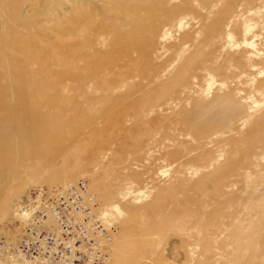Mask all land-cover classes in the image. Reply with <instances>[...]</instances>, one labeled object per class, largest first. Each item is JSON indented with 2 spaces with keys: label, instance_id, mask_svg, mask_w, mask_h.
<instances>
[{
  "label": "rangeland",
  "instance_id": "rangeland-1",
  "mask_svg": "<svg viewBox=\"0 0 264 264\" xmlns=\"http://www.w3.org/2000/svg\"><path fill=\"white\" fill-rule=\"evenodd\" d=\"M19 1L20 15L37 12L41 24L51 25L44 14L50 0H0V8L4 2ZM131 1L143 5L140 27L123 14L120 0H57L55 20L69 23L76 13L93 9L91 17L100 26L113 22L134 31L133 39L142 49L134 58L145 56L151 74L115 86L119 93L131 86L141 89L127 97L129 102L141 99L144 90L178 81L177 86L142 111L148 133L140 146L122 155L121 135L96 157L92 152L90 166L73 177L75 156L91 153L90 147L82 152L92 134L93 125H87L82 135L71 134L68 147L56 151L50 162L36 156L17 160L7 176L0 177V239L21 240L60 190L84 179L101 212L112 203L126 211V216L111 219L116 230L111 264H264V0ZM2 11L0 33L8 25ZM74 34L65 40L83 44L89 55L115 49L108 33L89 31L86 24ZM246 39L253 45L248 46ZM122 67H110L109 75L125 74ZM5 71L13 102L17 96L13 75L9 67ZM76 86L71 81L60 86L62 97L70 98ZM97 87L87 84L95 96L93 123L102 128L110 113L104 91ZM80 103L86 104L83 99ZM136 118L132 114L125 118L127 128H134ZM9 134L12 145L21 146L16 124ZM93 177L102 181L100 191L94 188ZM182 182L190 189L168 196L166 226L157 227L146 215L128 224L130 206L149 209L163 190ZM24 211L31 212L27 222L21 217ZM151 236L157 243L154 252ZM124 242L134 248H125Z\"/></svg>",
  "mask_w": 264,
  "mask_h": 264
},
{
  "label": "bare ground",
  "instance_id": "bare-ground-1",
  "mask_svg": "<svg viewBox=\"0 0 264 264\" xmlns=\"http://www.w3.org/2000/svg\"><path fill=\"white\" fill-rule=\"evenodd\" d=\"M21 1L25 2L26 0ZM58 2L57 0H50L48 9L44 13L51 20V25L48 27L39 22L38 16L40 14L37 12L29 16L20 15L18 13L21 5L20 1L18 3L2 2L3 4H1L2 9L0 8V11L3 10L2 12H6L8 16V25L0 33V177L3 178L7 176L10 168L15 162L17 163V160L28 156L42 157L50 162L56 151L68 147L71 142L70 135H82L83 128L87 125H93L92 134L89 138L88 147L82 152L84 153L90 147L91 153L87 156H75L77 165L72 173L73 177L79 172L77 170L83 171V169L90 166V160H94L93 153L96 157L99 150L112 144L113 140L121 135L125 138V145L122 146L119 155L135 146H140L144 135L148 133V130H144L140 118L142 111L152 106L158 99L164 98L166 93L178 84V81H176L171 85L157 86L150 91L144 90L145 93L143 97L141 96V99L137 98L138 100L133 99L129 102L127 97L141 89L131 86L128 92L119 93L117 90L115 91L118 86H115L121 82H126L127 79L133 80L136 77L145 79L150 77L151 74L148 71L149 61L145 56L140 59L134 58L135 52L142 51L141 42L133 39L134 35L132 34L134 31H124L113 22L109 25L103 23L104 26H100L101 23L97 24L94 18L91 17L94 12L93 9H89L88 14L76 13L69 23L57 24L58 21L55 18L59 6ZM86 3L89 5V1ZM120 6L123 14L136 26L139 25L140 27L142 20L139 11L143 8V5L135 4L131 0H120ZM20 24H22V31L18 30ZM83 24H86L89 31L95 32L99 29L101 32L108 33L106 35L110 36L112 45L115 47L114 51H99L89 55L85 52L83 44L67 42L65 36H75L74 33ZM246 30L249 32L251 27L247 26ZM145 33L143 31L142 35H145ZM229 37L233 42L234 36L232 33ZM245 43L248 46L252 44L248 43L247 39ZM121 66H125V74L116 71L109 75L110 67L119 69ZM6 67H9L13 75L16 90L17 96L13 102L10 100L11 95L8 94L10 91L6 88V71H9L8 69L5 71ZM67 81L74 82L77 86L73 95L65 99L62 97L60 86ZM89 83L96 84L97 88L104 91L103 102L109 110L110 117L104 122L102 128L93 123L97 112L94 110L95 96L87 88ZM97 91L96 93L99 92ZM80 99L85 100L86 104H81ZM69 113L74 116L72 120L68 118ZM131 114L137 118L135 119L134 128L130 129L125 125V118ZM12 124H16L21 130V146L12 145V135L9 134ZM93 178L94 188L100 191L102 181L97 177ZM186 184L182 182L177 186H173V188L171 187L172 190H163L155 204L150 206L149 209L132 208L130 206L128 210L130 214H128L129 217L126 221L128 224H132L146 215L157 227L166 226L164 222L166 220L165 208L169 202L168 196L173 194L172 191L175 190L186 192L189 187ZM106 195L104 198L108 196ZM96 200L98 203L97 196ZM97 213L106 225L112 226L111 219L123 217L126 211L124 212L120 205L112 203L101 212L98 203ZM21 215L27 222L30 219L31 212L24 211ZM53 223L51 219L43 221V224L47 227H50ZM114 235L116 236V230L113 232L109 264L113 260ZM154 236H151L153 238L152 251L157 247ZM19 241L11 242L17 243ZM148 241H150V238ZM126 243L125 248H134L133 245H126ZM0 256L4 258V260L0 258L1 264L25 263L22 259L14 262L9 257Z\"/></svg>",
  "mask_w": 264,
  "mask_h": 264
},
{
  "label": "built area",
  "instance_id": "built-area-1",
  "mask_svg": "<svg viewBox=\"0 0 264 264\" xmlns=\"http://www.w3.org/2000/svg\"><path fill=\"white\" fill-rule=\"evenodd\" d=\"M97 207L88 182L80 179L47 203L19 242L0 239V255L24 264H109L115 228L102 221ZM45 219L54 223L47 227Z\"/></svg>",
  "mask_w": 264,
  "mask_h": 264
}]
</instances>
